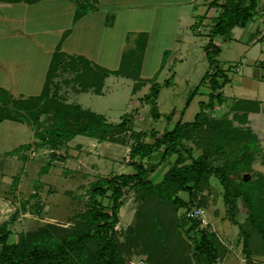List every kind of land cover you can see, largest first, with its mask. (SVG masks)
Segmentation results:
<instances>
[{
	"label": "rangeland",
	"instance_id": "rangeland-1",
	"mask_svg": "<svg viewBox=\"0 0 264 264\" xmlns=\"http://www.w3.org/2000/svg\"><path fill=\"white\" fill-rule=\"evenodd\" d=\"M198 2L196 12L202 14L205 11L203 4L206 1L199 0ZM47 3L48 0L43 1L30 13L19 10L18 13L12 11V13L0 14V21L4 20L3 16L7 17L5 19L7 23L5 22L4 25L8 29L14 26L16 28H30L34 25L40 32V40L42 41L40 45L29 38L24 39L23 45L19 43V45L15 44V47H13L12 40L8 42L6 53L12 55V52L15 51L16 56L19 55L16 61L15 57L14 60H6L4 57L5 46L1 43V36L5 28H0V60L5 65L13 63L12 67L15 68V75L20 79L12 83L16 87H25L24 92H21L24 93L25 97L37 94L40 91L44 68H46L49 56L55 49L52 30H58V26L66 23L67 20L64 15L55 14L52 7ZM258 7H261L258 16L262 17L264 23V0H259ZM255 21H257V18ZM15 23L17 24L13 25ZM71 24L70 21L67 22L68 29L71 28ZM251 25L248 28L234 27L229 37H217L221 48L218 55L220 66L227 70L231 81L223 88L222 101L216 99L209 106L203 104L209 101L208 87L205 85L199 87L202 77L208 69L211 70L208 59L202 53L203 46L200 47L199 45L200 42L206 43L208 37L206 34H201L199 38H196L192 26L189 28L183 26V31L186 38L190 36L194 42L186 43V38L185 41H181L180 51L183 56L175 61L167 59L161 70L158 65L161 63L159 60L164 55L165 50L174 51L172 36L168 34L166 37L159 39L157 33L152 31V38L146 50L141 77L144 79L156 77L159 89L157 106L161 114L158 119L153 118L151 105L144 103L143 97L150 92V82L132 93L133 78L111 75L106 81L102 94H95L91 90L79 93L73 92L72 88L80 86V80L82 83L85 82V75L90 70L82 64V61L80 64V62H76V59L69 57L71 54L64 57L65 60L61 67L59 66L56 70V76L52 79L53 83L50 86V95L58 101L68 100L67 102H74L80 104L83 108L101 113L110 122H119L127 116L132 118L131 121L135 130L155 131L157 136L171 129L179 119L183 121L194 120L196 113L203 106L209 117V123L220 122L226 118L236 127H249L258 134L260 149L254 152L253 169L244 168L239 170L244 180L258 179L260 174L264 175V79L256 77V74L261 71L264 78V24ZM253 25L258 27V42L254 44L250 42L253 34L252 30L255 29L252 28ZM92 27L96 29L93 24L87 29ZM204 28V31H207L206 25ZM88 32L90 30H86L83 25L78 27L74 37L64 45L65 49L79 50L83 46L87 56L105 57L108 60L105 62L112 64L111 62L114 61L113 57L111 58L113 56L111 50L113 44L110 39L103 38L102 33L98 31H93L91 34ZM79 33L83 34L86 39L82 41L83 37ZM64 46L62 50H64ZM94 67L91 68L93 72ZM259 67L263 69L260 70ZM158 71L159 74L155 75ZM247 71L250 72V75L246 74ZM2 79L5 82L9 80L6 75L0 77V80ZM29 86L30 89H28ZM10 92L16 97L21 94L17 91ZM190 97V103L186 106ZM236 98L260 99L261 108L258 111L259 113L246 112V122H240V119H237L236 116L240 115L241 111L232 106ZM172 112H174V115L171 119H168L166 116ZM39 123L42 129L44 126L50 125L51 119L48 118L47 114L42 113L39 117ZM129 130L124 136L127 137V143L125 144L130 145L135 139L130 136L131 129ZM33 140L34 130L27 122L8 119L0 121V223L14 217L16 215L15 211L21 209V202L30 198L31 193L34 192L38 193L39 197L37 199L42 203L44 210L43 215L35 213L32 209L35 207V200L37 199L31 198L26 207L27 211L18 212L10 225L12 234L8 238L9 242L16 241L20 231L35 228L38 224L57 222L68 225L70 217L87 207L90 182L100 177H111L114 174L121 173L130 174L135 171L131 164L133 159L130 156V150L125 145L107 140L101 143L96 138L92 139L84 135H77L68 144L59 146L53 159L50 156V148H23L16 154H10L20 146L32 143ZM190 144L192 142H187V145ZM200 153H202L201 149L194 150L196 156ZM241 156L239 152V154H230L229 158L237 159ZM174 158L175 155L159 165H156V162L145 160L144 164L147 167H150L151 163L156 165L155 170L149 174V179L153 183L159 182ZM47 161H51L52 166L47 172L40 175L39 171ZM227 162L221 158L217 162L215 161L214 164L223 166ZM15 177L20 178L16 188L13 182ZM38 178L41 181V186L36 189L35 183ZM221 183L213 176L199 190L195 188L194 191L196 192L193 196L189 197L187 193L182 194L186 199L190 198V204L178 209L180 217H187L192 209L201 211L200 218H198L200 221L199 228L188 230L189 225L183 224L180 229L185 237L184 239H186L184 245L188 244L189 246L186 251H184L185 246L180 251L176 250V254L182 257L185 263L189 260L193 262L195 240L199 239L201 231L215 234L228 249L225 256H220L214 264H245L246 256L242 249L241 224L247 230H250L257 244L262 241L260 234L248 226V207L244 197L241 195L229 200L230 202L225 201L224 188ZM123 191L125 202L119 210L120 221L115 228L121 239L124 237L125 227L134 217L139 202L135 188L126 187ZM103 201L106 204L108 199L105 198ZM200 201H202L203 206L196 207L197 202ZM168 248L164 250L165 253H162L164 258L167 256ZM162 256H158L157 261H152L147 254L141 251L140 247H133L124 252V261L125 264H167L165 260H162ZM252 263L264 264V256H254Z\"/></svg>",
	"mask_w": 264,
	"mask_h": 264
},
{
	"label": "trees",
	"instance_id": "trees-1",
	"mask_svg": "<svg viewBox=\"0 0 264 264\" xmlns=\"http://www.w3.org/2000/svg\"><path fill=\"white\" fill-rule=\"evenodd\" d=\"M72 1L76 4L74 22L94 9L96 3V0ZM258 3L259 0L209 2V7L215 6L220 10L207 33L209 40L204 46L211 67L199 83L209 88V101L203 103L204 105L209 106L216 99L222 101L223 88L231 81L227 70L220 66L218 55L221 48L214 39L219 36L229 37L234 27H246L254 21L261 11ZM133 34L130 33L126 38L127 44L117 69L95 64L83 55H70L61 49L59 43L52 53L39 94L27 97L19 94L16 97L6 88L0 87V121L8 119L27 122L34 130L33 142L20 146L10 154H16L23 148H50V156L53 159L56 149L68 144L77 135L96 138L100 142L107 140L125 144L127 137L124 135L131 129L130 136L135 139L130 144L134 173L114 174L90 182L87 207L70 217L68 225L57 222L38 224L35 228L20 231L17 240L9 242L8 238L12 234L10 225L15 216L21 210H27L30 199H37L38 193H31L30 198L23 200L21 209L15 211L16 215L0 223V264H125L124 252L133 247H140L152 261H157V257L162 256L164 250L169 247L167 256L161 257L167 264H214L220 256H225L228 249L215 234L206 231H201L199 239L195 240L193 262L189 260L185 263V260L176 254V250L180 251L185 246L186 251L189 246L184 245L186 239L180 231L183 224L189 225L188 230L200 227L199 219L189 213L187 217H180L178 209L190 204V198L186 199L182 194L193 196L196 192L194 189L199 190L213 176L222 182L225 201L230 202L229 200L241 195L244 197L248 207V226L262 237V241L257 244L250 230L241 224L245 264H253L254 256H264V175L260 174L258 179L244 180L239 172L244 168L253 169L254 152L260 149L258 134L251 128L236 127L226 118L220 122L209 123L205 107L202 106L194 120L179 119L171 129L157 136L155 131L135 130L131 118L127 116L119 122H110L101 113L64 99L58 101L50 95L52 79L68 54L76 59V62L81 64L82 61L90 70L85 75V82L80 80V86L74 88L76 91L93 87L95 92L100 93L105 77L117 74L133 78V92H136L145 83V80L140 79V68L148 35L145 32ZM92 66H95L94 72L91 70ZM158 92V85L154 82L150 92L143 97L145 102L151 105L154 119L161 116L156 101ZM190 100L191 97L186 106ZM232 106L241 111L236 117L242 123L246 122L248 112H258L261 108L259 101L245 98L234 99ZM42 113L48 115L51 123L41 129L39 117ZM173 115L174 112L166 117L171 119ZM187 142L192 144L187 145ZM198 149H201L202 153L196 156L194 150ZM239 152L242 155L240 158H229L230 154ZM173 155L175 158L162 179L153 183L149 174L155 170L156 165L167 161ZM221 158L228 161L227 164L215 165L214 162ZM145 160L156 162V165L151 163V166L147 167ZM51 166V161H47L39 174L43 175ZM13 182L16 188L20 178L15 177ZM40 186L41 181L38 178L35 188L39 189ZM126 187L137 190L139 202L134 217L125 227V234L121 239L115 228L120 221L119 210L125 202L123 190ZM105 198L108 199L106 204L103 201ZM41 204L38 199L35 200L36 211L34 208L32 210L43 215ZM197 206H203L202 201L197 202ZM166 245L168 246L165 247Z\"/></svg>",
	"mask_w": 264,
	"mask_h": 264
},
{
	"label": "crops",
	"instance_id": "crops-1",
	"mask_svg": "<svg viewBox=\"0 0 264 264\" xmlns=\"http://www.w3.org/2000/svg\"><path fill=\"white\" fill-rule=\"evenodd\" d=\"M43 1L45 0H35V1L20 0L16 2L1 0L0 1V14L4 15V13H9V12L12 13V11L15 13L16 12L18 13L19 10H22V12L24 11L26 13H30L32 9H34L37 5H40L41 3H43ZM198 1L199 0H96L94 9L90 10L84 16H82L79 20L74 22L76 4L73 3L72 0H48L47 4L50 7H52L55 14H58L60 16L64 15L67 19L66 23H63L58 26V30L56 31L52 30V32L54 33L52 35L53 40H54V47L56 48L57 45L61 43V49H62V47L66 43H68L70 39L74 37V34L77 28L83 25V27L86 30H90V32H88L89 34H91L93 31H98L99 33H102L103 38H108V40L110 39V42L113 44V47H111V50L113 51V56H111V58L113 57L112 59H114V61L111 62L112 64H107L105 61H108V60L105 57L102 58L101 56L99 57L98 56H95V57L87 56L86 52H84L83 50V46H81L82 48H80L79 50L78 49L77 50H67L65 49V46H64V51L69 54L83 55L86 58L93 61V63L106 67L108 69H117L120 66L122 53L125 50L124 45L127 43V40H126L127 36L130 33L135 34L138 32H145L147 33L148 37L146 41V48L143 54L142 66L140 68V79L145 80V83L140 88L147 85V83L149 82L151 83L149 88H151L152 84L156 82V77L152 79H144L141 77L142 76L141 72L143 71V67H144L146 50L149 47V44L151 42L152 31H155L157 33L159 39L166 37L168 34L172 36L174 51L170 52L168 50H165L164 55L159 60L161 63L158 65L161 70L164 67L165 61L167 59H170L171 61L173 60L175 61L176 59H180V57L183 56L180 51V48H181L180 46H182L181 41H185L184 39L186 38L185 33L183 31L184 27L189 28L192 26L194 33L196 35V38H199V35L201 34H206L207 36V32L210 30L211 26L214 24V19L218 15L220 9L215 6L209 7V1L211 0H205L206 3L203 4L205 7V11L202 14H198V12H196V10L198 9L197 6L199 4ZM3 18L4 20L0 21V28L2 29L5 28V29L3 30V35L1 36V43H3L5 46V49L4 48L3 49H4V57L6 60H10V59L14 60V57H15L17 61L18 60L17 57H19V55L16 56L15 51L12 52V55H9L8 53H6L7 45L10 40L13 41V44H14L13 47H15V44L19 45V43L23 45L25 38H29L34 43H37L40 45V43L42 42L40 40V34H39L40 32H39V29L36 28L34 25L30 26V28H24V27L16 28L14 26L11 29H8L4 25L6 22L5 19L7 17L3 16ZM256 18H257V21L255 20L251 21L246 27H241V28H248L250 27L251 24H255L257 26L260 23L264 24L261 16L257 15L255 19ZM68 21H70V24L71 23L73 24V25L71 24L70 29H68L69 26L68 27L66 26ZM17 23L13 25H16ZM92 24L96 26V29L94 27L87 29ZM205 25H206L207 31H204ZM255 25H253L252 27L253 29L254 28L255 29L252 30L253 34L250 38V42H252V44L258 42V39H257V31H258L257 28L258 27H256ZM79 35L83 37L82 41L86 39V37L83 34L79 33ZM208 40H209V37H208ZM190 42H194V41L192 37L189 36L186 38V43H190ZM214 42L220 46V44L218 43L217 37L214 39ZM206 43L200 42L199 45L200 47L203 46L202 53L207 58L206 51L204 49V46L206 45ZM188 53L189 51L187 52V54ZM51 57H52V54L51 56H49V60L47 62L46 68H44L45 69L44 75H42V78H41V89L40 91H38L37 94H39L42 90ZM12 66H13V63L5 65L0 60V77H4V75H6L9 78V80H6V82L4 79L0 80V87H4L9 91H17L20 93L24 92L25 87H22V86L16 87L13 85L14 83H12L20 79L18 76L15 75L16 71H15V68H13ZM259 69L261 70L263 68L259 67ZM209 70L210 69H208V71ZM159 71L155 75H158ZM246 74L250 75V72L247 71ZM111 75H117V74H110L107 77H105L100 93L95 92L93 87H90L88 90H85V91L87 92L91 90L95 94H102L106 81ZM117 76H121V75H117ZM123 77H126V76H123ZM256 77L264 79L262 77L261 71H258V73L256 74ZM134 84H135V81H134ZM133 86H132V93H135L133 92ZM200 86L201 85H199V87ZM28 89H30V86L28 87ZM72 89H73V92H77V93L85 92V91H76L74 88ZM207 91L209 92V88ZM21 94H24V93H21ZM245 99H254V98H245ZM255 100L259 101L260 107H261V100L260 99H255ZM157 105H158V102H157ZM250 113H259V112H250ZM102 142H105V141H102ZM117 144L125 145L130 150L129 144H122V143H117ZM26 211L27 210H25L24 212ZM20 213H23V211L21 210Z\"/></svg>",
	"mask_w": 264,
	"mask_h": 264
},
{
	"label": "built area",
	"instance_id": "built-area-1",
	"mask_svg": "<svg viewBox=\"0 0 264 264\" xmlns=\"http://www.w3.org/2000/svg\"><path fill=\"white\" fill-rule=\"evenodd\" d=\"M200 213H201L200 210H198V209H192V210L189 212V215H190V216H193V217H196V218H200ZM201 219L204 221L203 218H201Z\"/></svg>",
	"mask_w": 264,
	"mask_h": 264
}]
</instances>
